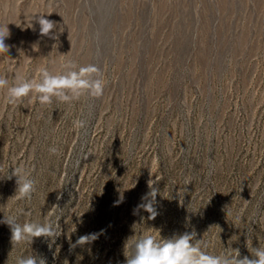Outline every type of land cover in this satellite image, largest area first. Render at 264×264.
I'll return each mask as SVG.
<instances>
[{
	"label": "rangeland",
	"instance_id": "obj_1",
	"mask_svg": "<svg viewBox=\"0 0 264 264\" xmlns=\"http://www.w3.org/2000/svg\"><path fill=\"white\" fill-rule=\"evenodd\" d=\"M34 13L56 22L57 39L29 27ZM6 24L0 75L10 84L73 60L97 64L106 87L99 99L45 106L34 94L7 105L0 90V221L61 228L13 246L0 223V264L34 252L47 264H126L129 238L193 230L210 254L231 246L251 258L264 246V0H0ZM21 164L37 181L30 201L12 198L6 178ZM150 178L155 220L133 214Z\"/></svg>",
	"mask_w": 264,
	"mask_h": 264
},
{
	"label": "clouds",
	"instance_id": "obj_2",
	"mask_svg": "<svg viewBox=\"0 0 264 264\" xmlns=\"http://www.w3.org/2000/svg\"><path fill=\"white\" fill-rule=\"evenodd\" d=\"M33 20L38 23L39 34L42 37L57 39L54 34V30L57 28L55 21L46 18L44 14L34 13L28 23L33 30H35L32 24ZM7 38H10L8 24L0 25V54L5 56L10 51V46L5 43ZM53 47L55 48V45ZM33 49L39 50L37 45H33ZM37 72L38 78H27L17 73L11 84L6 75H0V90H5V104L18 105L31 94H34L33 99L38 101L41 106L51 105L54 100L72 104L82 96L99 99L103 96L106 87L103 71L95 63L78 65L73 60H66L61 63L59 71L53 72L43 66L39 67ZM73 127L76 130H82L86 127V121L76 119L73 121ZM49 153L55 155L58 153V149L51 147ZM11 168L12 171L10 174L7 173L6 178L11 180L15 177L16 190L12 198L30 201L36 191L37 181L24 165ZM189 183H191L190 180L186 181V184ZM147 184L149 191L141 197L142 202L136 206L133 214H138V211L143 209L149 214L147 219L155 220L159 215L155 206L159 189L156 186V179L150 178ZM179 195L181 196V193ZM61 198L62 194L57 196V200ZM122 201L123 197L121 196L120 202ZM56 208L59 206L53 205L52 212ZM0 223L9 226L13 246L25 241L32 243L34 238L55 240L61 235L58 221L54 224L50 219H46L42 223L26 221L21 224L15 215H4ZM96 239H98L96 233L82 235L75 244L70 245V249L91 244ZM127 247H131L132 251L130 255L125 252L126 264H264V246L253 248L251 258L247 255L241 256L240 250L233 249L231 246L221 254H210L206 250L208 245L203 239H197L195 230L159 239L152 234H145L138 239L130 240L129 238L125 243V248ZM16 264H47V261L41 254L34 252L32 255L17 257Z\"/></svg>",
	"mask_w": 264,
	"mask_h": 264
}]
</instances>
